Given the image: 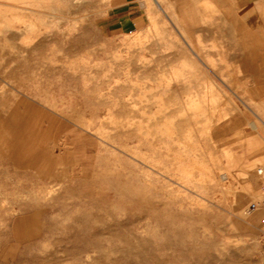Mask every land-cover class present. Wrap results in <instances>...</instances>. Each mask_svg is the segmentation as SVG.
I'll return each mask as SVG.
<instances>
[{"label": "rangeland", "instance_id": "1", "mask_svg": "<svg viewBox=\"0 0 264 264\" xmlns=\"http://www.w3.org/2000/svg\"><path fill=\"white\" fill-rule=\"evenodd\" d=\"M263 163L257 1L0 0V264H264Z\"/></svg>", "mask_w": 264, "mask_h": 264}, {"label": "crops", "instance_id": "2", "mask_svg": "<svg viewBox=\"0 0 264 264\" xmlns=\"http://www.w3.org/2000/svg\"><path fill=\"white\" fill-rule=\"evenodd\" d=\"M259 3L261 14L264 15V0H255ZM125 11L127 12V15L122 18L118 22V25H116V28L121 29L122 31H131V27H134L137 24V19L133 16L135 8L129 5ZM117 24V23H116Z\"/></svg>", "mask_w": 264, "mask_h": 264}, {"label": "built area", "instance_id": "3", "mask_svg": "<svg viewBox=\"0 0 264 264\" xmlns=\"http://www.w3.org/2000/svg\"><path fill=\"white\" fill-rule=\"evenodd\" d=\"M257 174L263 179L264 182V163L257 168ZM259 208H263L264 209V197L262 199H260L258 202L252 203L251 204V210H257ZM264 224V221H263Z\"/></svg>", "mask_w": 264, "mask_h": 264}, {"label": "bare ground", "instance_id": "4", "mask_svg": "<svg viewBox=\"0 0 264 264\" xmlns=\"http://www.w3.org/2000/svg\"><path fill=\"white\" fill-rule=\"evenodd\" d=\"M227 23H228V22H227ZM227 23H226V24H227ZM194 52H195V54L197 55L196 50H195ZM32 134H33V133H32Z\"/></svg>", "mask_w": 264, "mask_h": 264}]
</instances>
